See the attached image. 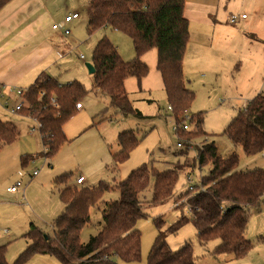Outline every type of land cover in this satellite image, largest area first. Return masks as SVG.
Here are the masks:
<instances>
[{"label": "trees", "instance_id": "1", "mask_svg": "<svg viewBox=\"0 0 264 264\" xmlns=\"http://www.w3.org/2000/svg\"><path fill=\"white\" fill-rule=\"evenodd\" d=\"M10 0H0V8ZM185 0H89L86 7L87 34L109 27L127 35L134 49V57L125 60L111 40L103 35L92 50L94 66L92 88L105 94L108 104L99 114L112 108L115 114L143 118L133 107L124 80L135 77L138 84L148 72L147 63L141 58L148 50L156 49V69L160 73L170 114L175 124L195 97L185 85L183 59L189 40V21L184 16ZM89 90L79 80L60 82L58 78L41 73L25 89V105L19 110L40 124L43 144L40 155L50 159L67 141L63 125L78 110L77 103ZM188 130H176L183 155L190 139L207 137L204 130V112L191 115ZM94 119V118H93ZM106 119V117L104 118ZM101 120V119H100ZM109 120H112L110 117ZM94 122L91 124L93 125ZM233 149L222 156L214 141L204 140L195 148V166L210 165L208 172L199 178L193 190L185 189L176 200L184 197L189 213L180 216L167 228L161 229V216L153 219L157 228L147 264H196L191 243L171 250L166 242L167 233H176L191 222L200 244L212 240L220 243L209 253L228 254L234 259L245 257L254 243L245 236L250 211L260 206L264 195V168L238 170L239 157L235 150L240 146L247 156L264 150V94L251 98L239 109L224 129ZM145 132L124 130L117 135L118 149L112 153L114 168L123 163L130 151L143 139ZM17 137L16 127L0 119V143L10 144ZM38 155V154H37ZM25 153L20 156L21 166L37 156ZM191 167L193 165L191 164ZM183 166L180 164L158 170L146 163L131 169L125 178L110 185L100 180L96 185L70 183L75 171H65L53 179V187L63 210L52 223L48 233L35 224L22 234L27 246L13 264H22L33 254H49L61 264H130L141 256V233L136 228L138 220L147 217L139 194L153 177L151 199L148 205L162 204L174 195ZM116 189L118 198L107 202L102 210L103 226L87 241L82 242V229L90 221V208L102 201L105 192ZM177 208V207H176ZM264 241V233L259 235ZM6 245H0V264L5 260Z\"/></svg>", "mask_w": 264, "mask_h": 264}, {"label": "rangeland", "instance_id": "2", "mask_svg": "<svg viewBox=\"0 0 264 264\" xmlns=\"http://www.w3.org/2000/svg\"><path fill=\"white\" fill-rule=\"evenodd\" d=\"M88 2L89 0H57L54 4L57 13L66 10L70 12L78 11L79 17L66 25L70 29V34L65 35L62 33L61 36V30L52 33L55 38L56 36L61 38H56L55 41L62 44H59L60 46H64L62 50H64V53L66 51L65 54L67 55L61 58L58 64L52 65L51 72H57L58 77L61 79L76 77L89 92L80 100L83 108L78 109L63 125L67 141L59 147L52 158L47 159L40 155L43 149L42 144L32 136L34 134L37 138L39 136L37 124L29 122V119H26L20 112L10 113L7 110L21 101V97L13 95L16 94L15 91L4 92V96L0 97V115L19 123V137L17 135L18 138L16 137L15 141L0 148V245H6L5 260L7 264H13L20 252L27 246L28 241L22 237V234L29 229L30 224H35L45 232L51 233L53 220L63 210V204L59 200L57 188L53 187V182L52 185L45 187V181L51 173L55 174V172L62 171L65 168L64 171L68 169V171L72 170L77 174L80 172L85 175L84 185H96L100 180L108 181L112 185L125 178L131 169L143 163L152 164L158 170L180 164L183 168L174 195L170 199L162 204L148 205L151 199L153 177L150 178L148 186L139 194V199L145 207L144 212L147 213V217L138 220L136 224V228L141 233L140 260L130 264H147L148 252L157 235V228L153 219L158 216L162 217L164 225L161 229L163 230L171 225L180 216L181 212L189 213L186 199L181 197L176 200L179 194L187 188L186 175L190 173L197 182L210 168L209 164L204 165L201 169L195 166V148L201 146L207 138L215 140L222 156H225L233 148L231 141L224 133V129L231 116H233L232 114L241 108L243 100L235 101V97L231 95L234 94L235 86V83L231 80L213 79L209 81L208 76L203 77L198 73L194 74L196 78L193 85L195 97L189 109L191 113L198 110L204 112L203 127L208 135L207 137L190 139V145L186 148L185 153L176 157L174 154L178 150L176 143L180 139L173 130L175 119L168 110L161 76L155 66V48L148 50L141 57L148 65V72L142 78L140 85L132 76H128L124 81L133 107L145 116L137 118L128 115L123 118L124 116L115 114L112 108H108L103 114H99L101 110L106 108L108 98L105 94H99L100 92H96L92 88L93 78L85 67V63L91 61L92 50L96 41L106 35L125 60L134 57V49L127 35L109 27L99 29L90 35L87 34L86 7ZM242 10L248 14L249 20L253 19L249 8L243 7ZM60 16L61 14L55 18V23L63 20L64 15ZM260 32L263 31L255 28L251 32L244 33L246 38L251 40L250 49L247 47V50L241 51L242 57H239L237 63L238 68L240 66L243 70L247 68V75L253 78V80L246 79V74H243L240 80L236 78L240 84L239 87L244 88V93L246 92V86H248L251 87L250 90L254 88H260L259 90H261L262 88L264 94V37ZM67 47H71L69 52V48L66 50ZM81 55L83 58H80ZM188 61L187 59L186 68ZM191 73H194V71H191ZM208 82H211V84H208ZM210 89L211 93L209 94ZM148 99L152 101H148ZM4 102H7L8 106L5 107ZM186 112L179 115V121L184 119ZM105 117L106 119H104ZM110 117H112V120H109ZM93 122L94 124L91 125ZM85 126L87 127L85 128ZM31 127H35L34 134L30 133ZM83 128L85 129L80 134L79 131ZM127 129L138 130L140 135L146 131V134L130 151L129 157L114 168L115 165L112 159L110 160V157H108V153L102 154V151L107 150L110 144L111 147H114L111 148L112 152H115V148L118 146L116 144L117 134ZM183 147V145L179 147V151ZM235 150L239 157V168L243 170L253 169L254 166L264 168V150L252 157L244 154L240 146ZM23 153L38 155L33 161L31 160L25 166H21L17 159ZM13 157L15 161L12 162ZM4 161L6 163H3ZM191 164L193 167H191ZM33 170H37L38 173L31 175ZM74 178L76 177L73 176L72 179ZM16 181H20L21 185L17 186L15 192L6 191V186L15 185ZM75 185L79 186L77 183ZM117 198L118 191L116 189L109 190L105 192L101 202L90 208V221L82 229L80 235L82 242L87 241L91 235L103 226L102 210L107 202ZM252 210L250 211L246 235L254 242L258 236L259 228L257 229V227L261 215ZM195 235V227L191 222H187L176 233H167L166 242L171 250H176L186 243H191L193 255L196 257V264H248L250 258L253 259L258 251L253 247L250 252L251 256L247 260L227 262L225 259L229 256L228 254L211 255L209 253L220 243L219 240L215 239L206 244H200ZM22 264L61 263L49 254H33Z\"/></svg>", "mask_w": 264, "mask_h": 264}, {"label": "crops", "instance_id": "3", "mask_svg": "<svg viewBox=\"0 0 264 264\" xmlns=\"http://www.w3.org/2000/svg\"><path fill=\"white\" fill-rule=\"evenodd\" d=\"M56 1L57 0H10L0 8V84L3 85L4 92H12L13 88L25 90L41 73H46L52 77H56L60 82H68L74 79L78 80L76 77L61 79L58 77L57 72H51L52 65L58 64L59 60L67 55L65 54L66 51L64 53V50H62L64 46H60L62 44L55 41L58 36L55 38L52 33L58 29L54 30L52 28V24L55 23V18H57L60 14L65 17L70 13L69 10H66L67 12L57 13L54 7ZM243 7L251 10L253 15L252 20H249L248 14L242 10ZM232 14L237 15L235 22L230 21V15ZM242 14H246V17L242 18ZM184 16L189 21V40L183 59V72L185 85L189 89L194 91L193 85L195 84L196 79L194 74L200 73L203 77L208 76L209 81L213 79H226L234 82V94H231L230 92L229 94L235 97V101L243 100L241 108L245 107L247 102L255 95L259 93L263 94L262 88L261 90H259L260 88L250 90L251 87L248 86H246V92L244 93V88L239 87L240 84L236 78L240 80L243 77V74L247 75V68L244 70L242 69V66L238 68L237 63L239 57H242L241 51L244 49L247 50L246 48L251 44V40L247 39L244 33L247 31L251 32L256 28L259 29V31H263L260 33L264 37V0H185ZM68 48L69 47H67L66 50H68ZM70 48L68 52L70 51ZM187 59L189 61L186 68ZM191 71H194V73H191ZM89 75L92 76L90 73ZM246 79L253 80V78L249 75H247ZM208 84H211V82H208ZM219 86L224 87L223 85ZM210 93L211 89L209 91V94ZM148 101L152 100L148 99ZM82 108L83 104H81V107L78 109ZM199 111L201 110L196 112ZM236 113L237 112H234V114H232L233 116H231L229 122L236 115ZM186 114L192 115L194 113H191L190 109H188ZM24 117L29 119V122L36 123L34 118L27 115H24ZM0 119L11 122L16 127L17 135L19 137L18 122L16 123L15 120H10L1 115ZM86 127L87 126H85V128ZM85 128L80 130L79 133H82ZM30 133L34 134L35 129L33 131L30 129ZM32 136H34L35 140H39L42 144L40 133L38 138L35 134ZM206 141L215 142L214 139L209 140V138H207ZM7 145L9 144L0 143V148ZM111 148L113 149L114 147H111L109 144L108 149L102 151V154L108 153L110 160L112 159L111 157L113 153ZM177 148L178 152L179 147L177 146ZM115 149L117 150L118 146ZM177 152L174 153L176 157L181 156L178 155ZM254 155L248 157H252ZM33 160L34 158L32 161ZM13 161H15L14 157L12 162ZM17 161L20 162V156H18ZM3 163H6V161ZM256 167L261 166H254V168ZM237 169L243 170L239 167H237ZM66 170L68 171V169ZM60 171L61 170H59V172H55V174L51 173L49 178L45 181V187L52 185L54 177L59 175ZM62 171L61 173H63ZM32 173L31 175H33ZM78 176H84V182L86 181L85 175L79 172L78 174L76 173L74 177L77 178ZM76 178L72 179L70 183L74 184L75 182L76 184ZM10 186L12 185L6 186V191H10L8 190ZM252 211L259 213L261 218L257 227V229L259 228L257 232L258 236L256 241L253 242L254 248L252 247L258 251L254 256L255 260L251 257L248 264H264V241L258 240L259 235L264 233V195L260 206ZM246 232L245 236L247 237ZM252 250H250L243 258L234 259L231 255H229L225 260L227 262L233 260H247L251 256L250 252Z\"/></svg>", "mask_w": 264, "mask_h": 264}, {"label": "built area", "instance_id": "4", "mask_svg": "<svg viewBox=\"0 0 264 264\" xmlns=\"http://www.w3.org/2000/svg\"><path fill=\"white\" fill-rule=\"evenodd\" d=\"M79 17V13L78 11H73V12H70L69 14H67L64 19L62 20V22H59V23H53L52 24V28L55 29V30H61L62 33H64L65 35L69 34L70 33V29L66 26L68 23L72 22L74 19L78 18ZM242 18L246 17L245 14H242L241 15ZM237 19V15L235 14H232L230 15V21L231 22H235ZM81 58L83 57L82 55L80 56ZM13 91H15L16 94H13V95H18L21 97V101L17 102V104L14 106V107H11L10 109H8L11 113H15V112H19V110L24 106L25 104V99H24V92L25 90L24 89H20V88H13L12 89ZM4 87L3 85L0 84V97H3L4 95ZM4 105L5 107L8 106V103L7 102H4ZM77 108H80L81 107V104L80 103H77ZM168 109H170V107H168ZM191 115H188V114H185L184 116V119H182V121L180 122V124H174L173 125V130L176 131L178 129H181V130H188L190 128V124H188L191 120ZM36 124H37V128L39 129L40 127V124L39 122L36 120ZM35 128H31V131H33ZM183 144L182 142L178 141L177 142V146L178 147H181ZM37 173V170H34L33 171V175H35ZM187 188L186 189H189V190H192L193 189V186L196 182L195 178L193 175H191L190 173H188L187 175ZM84 181V177L83 176H78L76 178V183L77 184H81L83 183ZM21 185V182L20 181H16L15 185H12L8 188V190L10 191H15L17 186Z\"/></svg>", "mask_w": 264, "mask_h": 264}, {"label": "water", "instance_id": "5", "mask_svg": "<svg viewBox=\"0 0 264 264\" xmlns=\"http://www.w3.org/2000/svg\"><path fill=\"white\" fill-rule=\"evenodd\" d=\"M85 66L87 68L88 73L93 74L94 73V66L91 62H86Z\"/></svg>", "mask_w": 264, "mask_h": 264}]
</instances>
